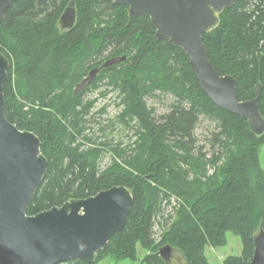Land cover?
I'll return each mask as SVG.
<instances>
[{"label": "trees", "instance_id": "trees-1", "mask_svg": "<svg viewBox=\"0 0 264 264\" xmlns=\"http://www.w3.org/2000/svg\"><path fill=\"white\" fill-rule=\"evenodd\" d=\"M69 2L16 0L0 22V52L11 63L6 116L40 138L48 159L27 213L124 185L133 194L127 223L92 264L109 255L135 261L141 250L144 263L169 264L160 255L165 245L181 252L183 264H212L206 248L227 245L228 232L240 237L242 250L222 264H248L256 232L264 230V133L255 134L246 119L212 103L189 57L168 39L156 38L148 15L129 21L128 7L114 0H76V22L61 31ZM220 17L219 27L203 35L209 58L220 74L234 76L239 100L252 99L261 85L264 117V0H239ZM122 56L124 61L99 73L102 84L118 92L120 123L138 140L127 155L112 150L127 168L116 158L103 168L106 150L86 147L95 138L86 131L83 101L96 82L82 83L93 69ZM164 96L171 103L158 115L150 103ZM203 120L215 127L200 143L196 130ZM220 164L221 175H208L206 168Z\"/></svg>", "mask_w": 264, "mask_h": 264}, {"label": "water", "instance_id": "water-1", "mask_svg": "<svg viewBox=\"0 0 264 264\" xmlns=\"http://www.w3.org/2000/svg\"><path fill=\"white\" fill-rule=\"evenodd\" d=\"M16 0H0V22ZM239 0H114L128 7L131 21L139 14L150 17L157 39H168L189 57L190 68L201 89L219 109L248 121L257 135L264 133V117L255 96L239 100L237 81L220 74L209 58L203 35L217 29L221 14ZM76 0H70L60 18L62 27L76 22ZM126 56L112 58L93 69L83 85L103 67L120 63ZM9 59L0 52V264H61L75 259L92 264L108 246L110 238L124 229L133 205V194L124 185H115L96 195L66 201L37 214L28 206L43 182L48 159L41 140L32 131L21 130L5 113L4 83ZM173 248L165 245L161 257L170 262ZM248 264H264V230L254 239V253Z\"/></svg>", "mask_w": 264, "mask_h": 264}, {"label": "rangeland", "instance_id": "rangeland-1", "mask_svg": "<svg viewBox=\"0 0 264 264\" xmlns=\"http://www.w3.org/2000/svg\"><path fill=\"white\" fill-rule=\"evenodd\" d=\"M59 28L61 31L69 30V28L62 27L61 24H59ZM14 67L15 65L13 68ZM99 74L100 73L92 79L93 82H96L93 87L94 91L86 95L83 101V105L86 106L87 110L85 116L87 126L86 131L89 135H93V138H95V142L88 145L86 144V147L92 146L94 148L102 149L103 151L106 150L103 152V168L112 164V159L115 158L117 164L127 168L128 165L124 162L123 158L115 156V153L112 150L118 148L119 150L121 149L123 155H127L130 151V147H134L136 145L138 138L136 137L133 129L124 127L123 124L120 123L119 115L123 110V106L120 104L118 92L113 89H107L105 86L106 84H102V81L104 80V78H100L102 74ZM170 103L171 98L164 96L163 102L162 99H160L157 102H151L150 105L155 107L156 113L159 115L168 110V105ZM214 127L215 125L209 120H203L198 125L196 134L201 140L200 143H203V139L214 129ZM205 150H208V148H205ZM259 159L260 165L264 171V145L259 148ZM221 168L222 164L215 167L209 166V168H206V171H208V175L211 176L216 172L221 175ZM165 212V215L168 216V214L171 213V207L166 205ZM260 230L261 228L256 232V235L259 234ZM162 233L163 230L159 232L158 241H160L161 235H163ZM227 236V245L221 247L209 246L206 248L207 257L212 264H222L226 257L241 254L242 243L240 237L231 232H228ZM144 255L145 252L141 250L139 258L135 261L124 257L109 255L102 258L96 264H147L142 261ZM183 261L184 258L181 252L177 249H173L169 264H183Z\"/></svg>", "mask_w": 264, "mask_h": 264}, {"label": "flooded vegetation", "instance_id": "flooded-vegetation-1", "mask_svg": "<svg viewBox=\"0 0 264 264\" xmlns=\"http://www.w3.org/2000/svg\"><path fill=\"white\" fill-rule=\"evenodd\" d=\"M82 85H83V84H82ZM84 85H85V84H84ZM84 85H83V86H84Z\"/></svg>", "mask_w": 264, "mask_h": 264}]
</instances>
